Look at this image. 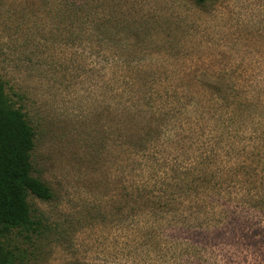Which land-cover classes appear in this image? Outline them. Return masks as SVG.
Instances as JSON below:
<instances>
[{
    "label": "rangeland",
    "instance_id": "rangeland-1",
    "mask_svg": "<svg viewBox=\"0 0 264 264\" xmlns=\"http://www.w3.org/2000/svg\"><path fill=\"white\" fill-rule=\"evenodd\" d=\"M62 3L0 0L3 93L50 190L0 246L17 264H264V0Z\"/></svg>",
    "mask_w": 264,
    "mask_h": 264
},
{
    "label": "trees",
    "instance_id": "trees-1",
    "mask_svg": "<svg viewBox=\"0 0 264 264\" xmlns=\"http://www.w3.org/2000/svg\"><path fill=\"white\" fill-rule=\"evenodd\" d=\"M83 0H64L60 6L64 12H75ZM199 4H208L214 0H196ZM79 5V6H78ZM94 34L105 38L104 29L92 27ZM116 31L111 33L114 38ZM217 92V90H216ZM219 96V93H216ZM33 131L22 107L16 106L3 93L0 81V235L11 230H33L26 198L33 196L41 201L50 197V190L38 178L32 175L30 152L33 146ZM195 180L206 187L220 192L222 187L221 176L213 173L208 178L203 173H196ZM189 183H194L190 181ZM195 184V183H194ZM197 185V184H196ZM184 196L190 195L183 192ZM220 194L230 198L232 193L228 187ZM16 257L0 246V264H17Z\"/></svg>",
    "mask_w": 264,
    "mask_h": 264
}]
</instances>
